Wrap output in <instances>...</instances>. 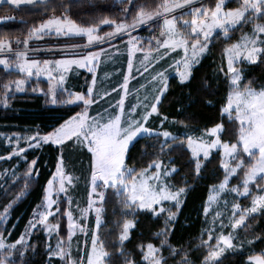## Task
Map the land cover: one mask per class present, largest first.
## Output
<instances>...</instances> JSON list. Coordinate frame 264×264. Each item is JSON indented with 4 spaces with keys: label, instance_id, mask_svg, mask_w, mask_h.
Listing matches in <instances>:
<instances>
[{
    "label": "snow or ice",
    "instance_id": "1",
    "mask_svg": "<svg viewBox=\"0 0 264 264\" xmlns=\"http://www.w3.org/2000/svg\"><path fill=\"white\" fill-rule=\"evenodd\" d=\"M43 2L46 5L49 0H0V4H10L19 9L21 6L38 5ZM192 0H183V3L166 2L157 6L154 10H146L145 6L139 4V0H122L121 11L124 14L122 20L116 18L101 17L90 24L77 23L67 13L70 5H59L65 8L60 16L52 15L42 22L38 27H33L26 34L24 40L16 39L17 45H23L22 51L14 54L15 68L20 72L33 75V69L37 72H48L49 78L51 71L49 68L52 61L45 60L43 68L40 67V61L36 59L29 60L27 49L29 41L35 38H42L48 35L51 30L56 34L65 36L73 35L86 38V44H73L72 48L101 46L103 44H113L117 39L123 41L127 37V46L131 54L137 51L145 52L144 60L149 64L143 66L144 71H148L149 66L155 67L161 60L172 52H180L179 59H174L168 66H161L152 74L154 84V95L151 100L147 96L143 98L144 102H138L130 107V111L125 112V98L128 95V78L120 85L124 95L117 101L115 107L117 112L110 113L107 117L98 113L95 116H89L90 107L98 103L99 100L93 96V88L96 85L95 76L91 80L92 87L86 92H69L64 103L68 105H79L83 108L66 119L58 128L52 132L40 136L36 133L26 140V147L20 146L21 138H17L15 149L7 159L12 156H22L28 148H38L42 144H54L63 146L69 141L72 145H81L86 147L91 153V193L88 206L81 210V219H85L88 213L95 211L96 229L91 240V253L87 264H115L112 254L106 248L101 240L98 230L101 225V212L104 203V191L97 192L98 188L104 190L112 189L113 195L119 198L122 209V222L117 223L119 229L117 235L118 243L113 247L117 260L122 264H137L136 260L131 258V254L126 251V242L132 238V230L137 227L136 217L140 213H150L153 218L163 216V224L155 235L160 238V247L153 243L138 245L142 264H168L167 259L162 255L161 249L167 247V250L173 257L182 256L181 264H192L188 259L187 253L178 251L169 244V235L174 231L175 221L178 211L182 206V197L187 191V186L173 188L169 183V178L178 172L176 161L171 157L181 149H184L192 159L194 165V174L196 177L201 175L206 164L212 162L213 153L219 154V164L223 171V179L218 186H214L212 194L208 197L207 207L204 208V214L207 217L212 211L213 204H219L221 197L225 193H230L234 197L231 204V212L227 217L233 232L245 226V221L255 214L264 213V88L256 89L251 86V81H244L241 65L243 62L256 64L264 62V0H239V6L226 7V0H218L214 8L193 7L191 9V20H183L180 27H177L179 17L172 15L170 18L165 13H173L176 8L183 7L184 4H191ZM163 9V12L160 9ZM51 12H55V7H49ZM164 15L162 31L159 36L153 35L147 41H141L140 38L133 35L139 26L146 25L149 21H154L157 16ZM14 17L0 19V23L12 20ZM246 24L252 26L251 33L241 38V41L232 44L225 49L227 53L228 83L230 91L220 108L221 121L214 123L211 127H205L200 135H189L187 133L173 134L172 131L165 130V122L180 124L187 127V120L169 121L168 116H163L160 122V129L155 130L148 125L149 119L155 114L160 116L159 105L161 98L169 90V76L167 75L169 67L173 68L179 77V84L189 90L188 100H193V92L197 94L198 101L207 106L212 105V99L207 95H199L200 92H207V82H201L196 85V76L194 72L196 66L205 54L210 52V38L215 30H221L225 37L232 30H239ZM101 25H107L111 31L101 33ZM183 29V30H182ZM186 30V32L184 31ZM153 41L155 42L153 45ZM13 41L7 38L0 39V52H13ZM165 51L161 52L160 50ZM103 51V49H101ZM101 51H88L85 54H74L75 58L61 59L55 61L56 70H62L59 76V83L65 80V73L71 71L72 66L85 68L87 71L95 73V62L99 60ZM152 51L159 53L158 56H151ZM151 57V58H150ZM92 65V66H90ZM0 66L3 70L11 71L12 64L8 59H0ZM129 74L132 72V63L128 64ZM221 68V72H223ZM142 74V73H141ZM243 81V83H242ZM23 80L15 82V90L23 91L21 85ZM5 89V105L9 97L7 92L12 91L11 84L3 85ZM55 87V86H53ZM112 91H118L113 89ZM104 95H110L105 93ZM100 96V99L104 98ZM53 94V103H55ZM195 106V103L187 105ZM143 108V111L137 114V108ZM107 111V110H105ZM228 125H235L237 132L235 143L229 137ZM138 137H148L156 140L158 144L147 147L158 148L156 156L150 158V162L143 168L136 169L126 164L130 147H135ZM35 142V143H33ZM71 146V145H70ZM144 155L148 153L145 150ZM162 155L170 157L167 161L159 158ZM5 157H0L4 159ZM31 165H36V160L31 161ZM27 175L31 176L30 167ZM38 175V173H37ZM233 177H239L240 183L232 185L230 182ZM73 186V176L67 174L64 168L63 155L59 157L58 166L55 175L48 181L45 188L44 203L38 205V210L33 213L34 219L29 221L25 232L15 241L6 240L5 234L0 233V264H22L24 258L29 252H35L32 243V234L38 230L46 233V257L48 264H52L53 258H56L64 264H80L79 261L72 258L71 238L74 230L85 231L84 226L74 222L73 213L69 209L61 213V207L58 194H67L68 189ZM253 189L258 190L259 194L252 195ZM98 196V201L92 199V195ZM249 198L251 203L248 207H242L237 202L241 198ZM170 202L173 208H166L165 203ZM71 204V199H67ZM225 207L228 201L223 200ZM11 205H9L10 207ZM57 213L67 216V241L59 235L60 223L58 219L51 221ZM222 212L217 209L212 213V225L205 230L201 238V246L207 249L203 257L202 264H224L221 259L227 249L235 247L234 236L230 232L225 234L223 228L226 226L222 219ZM8 219L7 209L0 215V224ZM219 222L221 231L216 233V224ZM55 234L57 243L55 247L51 244V239ZM86 234V233H85ZM10 236V233L8 234ZM206 237V238H204ZM255 240L249 241L254 243ZM250 264H264V254L252 255L249 258Z\"/></svg>",
    "mask_w": 264,
    "mask_h": 264
},
{
    "label": "trees",
    "instance_id": "2",
    "mask_svg": "<svg viewBox=\"0 0 264 264\" xmlns=\"http://www.w3.org/2000/svg\"><path fill=\"white\" fill-rule=\"evenodd\" d=\"M163 1L139 0V4L145 6L146 10H154ZM217 1L205 0L201 5L206 6V4L211 3L214 6ZM59 5H70L67 8L68 15L77 23L82 24H90L101 17L122 20L124 14L121 9L127 7V5L122 4V0H49L47 5L40 2L38 5L21 6L19 9L5 3L0 5V17L6 19L11 16L14 19L0 24V39L16 40L25 38L33 27H38L48 17L52 15L60 16L62 12H65V8L59 7ZM237 6L233 1H229L227 5V7ZM49 7H55V12L49 11ZM250 30V25L246 24L239 30H233L228 37H215L210 52L196 66L194 75L197 80L194 87H198L201 82H207L209 86L207 92H200L199 95H207L211 98L212 105L207 106L198 101L195 92H193V100L189 101V90L184 89L179 84L177 77H171L169 90L158 106L160 116L155 115L151 119L153 129L160 128L163 116H168L169 121L187 120V127L165 122L164 129L172 131L173 134H199L205 127H211L214 123L221 121L222 117L219 110L230 91L225 49L239 41ZM101 31H111V29L108 26L101 25ZM82 42H84V39L60 38L53 39L51 45L62 46L65 44H82ZM221 68H223V72H221ZM241 68L244 70V81H251V86L256 89L264 88V62L256 64L243 63ZM20 78H23V76L6 72L0 68L1 99L5 97L3 85L11 84ZM90 79L91 75L82 71L71 79L70 85H72L75 92L84 93L88 89ZM193 103H195V106H187ZM2 104L3 102L0 103V134L4 135L32 133L46 135L58 128L69 117L83 111V108L79 105L53 104L48 91L38 93L34 90L33 85L29 86L24 93H13L11 91L6 105L5 103ZM225 123L230 131L227 138L235 143L236 126L228 125L227 121ZM134 144L136 146L134 148L130 147L126 164L129 167L140 169L145 167L150 162V158L156 156L158 152V148H146V146L158 144V142L152 138L141 137ZM71 149L72 144H68L64 148L48 144L41 149L30 150L26 154L27 162L21 166L18 175L2 185L0 184V215H3L5 209H7L9 218L4 233L8 236L9 241H15L25 232L33 213L38 208L37 206L44 201L46 185L56 171L59 157L63 152L69 153ZM145 150L148 153L147 156L144 155ZM79 156L82 155L75 156L74 153H71L70 158L78 159ZM83 156L90 159L86 152L83 153ZM159 158L163 159L166 164L170 159L166 155ZM171 159L176 161L175 166L178 169V172L170 177L172 187L187 186V191L178 211L174 231L169 235V244L173 248H177L178 251L187 253V257L192 264H202L203 257L207 252V249L201 246V238L206 228L204 208L212 188L218 186L223 179V171L219 164L220 157L218 153H214L212 162L206 164L199 177L195 176L191 156L184 149L177 151ZM33 160H36V165L32 170L33 175L29 176L27 173ZM6 165H9V168L13 167V163L0 164V173ZM240 179L234 177L231 184L240 183ZM104 197L103 224L99 235L112 254L115 264H122V261L117 260L113 247L118 243L115 233L119 231L116 226L117 223L123 220L122 209L119 198L113 195L112 189L106 190ZM240 202L245 207L251 203L247 197ZM9 205L11 206L9 207ZM173 210L175 209L173 208ZM135 219L137 227L132 230L131 240L126 242V251L131 254V258L135 259L137 264H142L137 246L151 242L160 247V238L155 233L159 231L163 224V216L153 218L150 213H140ZM61 222L65 224L63 216H61ZM245 225L246 227L243 226L240 229V235L245 239H256V241L247 249L227 252L221 257L224 264H250L248 259L250 256L263 254L264 213L255 214L254 219L249 217ZM32 243L35 252H29L22 264H48L46 233L42 230L34 232ZM161 251L168 264H181L182 256L173 257L167 247L161 249ZM52 264H64V262L53 258Z\"/></svg>",
    "mask_w": 264,
    "mask_h": 264
},
{
    "label": "rangeland",
    "instance_id": "3",
    "mask_svg": "<svg viewBox=\"0 0 264 264\" xmlns=\"http://www.w3.org/2000/svg\"><path fill=\"white\" fill-rule=\"evenodd\" d=\"M229 1H233L236 5L239 6V0H226V5H225L226 7ZM165 2L166 0L163 1V3ZM167 2L183 3V0H167ZM203 2H205V0H192L191 4H184L183 7L176 8L173 13H165L164 15L168 16L169 18L172 15L178 16L179 22L177 24V27H180V24H182L183 20L185 19L191 20L192 18L191 9L193 7L214 8L215 6V5L213 6L211 3L206 4V6L201 5L203 4ZM160 11L163 12V9L161 8ZM164 15L157 16L154 21H149L146 25L139 26L137 30L133 33V35L140 38L141 41H147L153 35L159 36V33L162 31V27H163ZM0 19L2 18L0 17ZM156 21H159V22H156ZM258 22L264 23V21H258ZM247 25H250V24H247ZM103 26H107V25H103ZM250 27L252 28L251 25ZM184 31L186 32V30ZM232 31L229 32L228 36L230 35ZM101 33L103 32L101 31ZM250 33H251V30L247 31L244 35L250 34ZM217 36L225 37L223 33L221 32V30H215L210 38L211 42L209 44V48L211 47L214 38ZM25 38L20 39V40L22 41ZM60 38L62 39H65V38L66 39L68 38L84 39V42H82L81 45L86 44L85 37H79V36H73V35L65 36L62 33L56 34L54 30H51L48 35H43L42 38L34 37L32 40H30L28 44V49H27L28 59L29 60H32V59L39 60L41 62L40 63L41 68H43L44 66L43 62L45 60H49L53 62L52 64L49 65V68L53 69L51 71L52 79L49 78L48 72H44V71L37 72L35 69H33L32 70L33 75L28 76L27 73L20 72L18 69H16L14 54L16 52L24 50L23 45H17L14 42L15 40L8 39V40L13 41L12 43L13 52H8V51L0 52V59H8L10 63L12 64L13 70L6 71V72H13L15 74L22 75L23 78H20L16 81H20V80L24 81V83L21 85V87L23 88V91L15 90L16 81L11 83L12 92L13 93H24L25 91H27V88L29 86L33 85L34 90H36L38 93H44L48 91V95L52 103H53V94H54L56 102L53 104L68 105L64 103V101L67 99L69 92L75 93V91L72 89V85H70L71 79L75 77V75H78L80 72L84 71L91 75V79L88 83V88L92 87L91 80L93 76H95L96 85L93 88V96H95L99 100L98 103H95L90 107L89 116H95L98 113H101L105 117H107L110 113L117 112V108L115 107V105L117 104V101L121 98V96L124 95L123 89H120V85L124 82L125 77L128 78V95L125 98V105H124L126 114L130 111L131 106L136 105L138 102H144L143 98L145 96H147L149 100H151V97L154 95V84H155V81H152V78H151L152 74H154L157 69H161V66L168 67L173 62L174 59H179L180 55H182V53H180L179 51L172 52L169 55H167V57L164 60H161L158 64H155V67H152L150 65L148 68V71H144L143 66L149 64V61L144 60V55L146 54L147 49L145 52L137 51L136 53L131 54L129 51V46H127V37H125L123 41L119 39L114 41V46L113 44H103L101 46L72 48L71 45H68V44H65L62 46L51 45L53 42V39H60ZM241 38L236 43L240 42ZM154 43L155 42L153 41V45ZM101 49H103V51H101ZM88 51H101L99 60L95 62L94 64V66L96 67L95 73L89 72L85 68H78L75 65H73L71 71L64 74L65 75L64 82L59 83L58 78L62 74V70H56L57 66L55 64V61L61 60V59L75 58L74 54L82 55V54L87 53ZM160 51L163 52L165 50L161 49ZM158 55L159 53L156 51H152L151 53V56H158ZM204 56H206V54ZM225 56H226V63H227V53L226 52H225ZM129 62L132 63L131 74H129V71H128ZM243 63L249 64L246 61ZM0 68L3 69V66H0ZM242 71L244 72L243 68H242ZM167 75L169 76V80L171 77H174V76L179 79L178 75L175 73L174 69L171 67H169ZM114 88L118 89V91H112ZM10 92L11 91L8 92L9 93L7 95L8 97L10 95ZM105 93H110V95H104ZM102 95H104V98L100 99V96ZM1 102H3L2 105H4L5 103L4 99L0 98V103ZM142 111H143L142 107L137 108V114L141 113ZM153 116H155V114H153ZM152 117L148 121V125L150 127H152V124H153L151 121ZM156 130H161V129L158 128ZM35 134L36 133L13 134V135L0 134V157H5L4 159H0V164L13 163L12 168H9V165H6L4 170L0 173V181H1L0 184L1 185L4 184L7 180L14 178L18 175L19 170L21 169V166L27 162L26 154L28 151L41 149L43 146L51 144V143L42 144L38 148H28V150L25 153H23L22 156H12L11 159H7V157L11 155V152L15 149V142L18 137L21 138L20 146L26 147L27 138ZM189 135H200V133L199 134H189ZM40 136H43V135L40 134ZM138 138H141V137H138ZM68 144H72V142L69 141L67 144L63 146H58L54 144L52 145L64 148ZM85 152L90 156V159H87V157L83 156V153ZM71 153H74L75 156L77 155H82V156H79L78 159L76 158L71 159L70 158ZM62 155L64 158L65 172L73 176V186L68 189L67 194H58L60 207H61V213H64L70 209L73 213L74 222L84 226L85 231L83 232L80 231L78 228L74 230V235L72 236L70 243H71L72 258L74 260L79 261L80 264H87L88 258L91 253V240L93 238L94 233L97 232L96 214L94 210L88 213L85 219H81V210L88 206L90 193H91L92 156H91V153L88 152L87 148L81 145H72V149L69 151V153L63 152ZM30 167L33 170L35 166L33 167L32 165H30ZM169 183L172 186L170 182V178H169ZM100 191H104V196H105L106 190H104L103 188H98L97 192L99 193ZM211 194H212V190L209 195ZM256 194H259L258 190L253 189L252 195H256ZM184 197L185 195L182 197V202L184 200ZM68 198L71 199L70 205L67 203ZM91 198L98 201V196L95 194H93ZM225 199L228 201L227 207H225L223 204V200ZM242 199L243 198L239 199L237 202L241 203L242 207H245L242 204V202H240ZM233 201H234L233 195L230 193H225L221 197V202L219 204L212 205V211H210L206 217L205 230L208 229L212 225L213 211L219 209L223 214L221 218L224 219V222L226 225L222 229L223 232L225 234H228L231 232L234 236L233 243L235 247L233 249H227L223 255H225L227 252H230V251L247 249L250 247V245H252V243H249V241L251 240L256 241V239H250V238L245 239L240 235V229L243 226H241L240 228H237L234 232L230 227L227 226L229 224L227 217L229 216L231 212V204L233 203ZM207 202L205 204V207L208 206ZM43 203L41 205H43ZM248 206H250V204ZM62 207L64 209L63 211H62ZM165 207L172 208L173 205L170 202H166ZM38 210H42V209L37 208L35 211H38ZM103 211H104V207L102 206L100 228L103 224ZM7 216L9 218L8 213H7ZM61 216H63L65 224H62ZM177 218H178V214H177ZM33 219H34V216L32 217L31 220ZM57 219L60 223L59 235L65 239L66 243H69L67 241V233H68L67 216L57 213L55 217L50 218L51 221H56ZM6 223H7V220L3 222L2 224H0V233H4ZM100 228L98 230V234L100 232ZM220 231L221 229L219 227V222H217L216 233H214V235H218ZM5 238L6 240H9L7 235H5ZM50 242L53 245V247H55L57 243L55 234L53 235Z\"/></svg>",
    "mask_w": 264,
    "mask_h": 264
}]
</instances>
